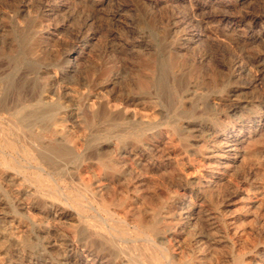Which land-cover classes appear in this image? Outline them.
<instances>
[{"label": "rangeland", "instance_id": "obj_1", "mask_svg": "<svg viewBox=\"0 0 264 264\" xmlns=\"http://www.w3.org/2000/svg\"><path fill=\"white\" fill-rule=\"evenodd\" d=\"M37 103L74 159L0 154V264H264V0H0V130Z\"/></svg>", "mask_w": 264, "mask_h": 264}, {"label": "bare ground", "instance_id": "obj_2", "mask_svg": "<svg viewBox=\"0 0 264 264\" xmlns=\"http://www.w3.org/2000/svg\"><path fill=\"white\" fill-rule=\"evenodd\" d=\"M11 61V60H10ZM155 62V61H154ZM153 63V62H152ZM161 63V62H160ZM160 66H161V64H159ZM179 65V64H178ZM157 67V66H156ZM159 67V66H158ZM160 68V67H159ZM158 68V69H159ZM177 68V67H176ZM155 72V71H154ZM134 73V72H133ZM151 73V72H150ZM177 73V72H176ZM149 74V73H148ZM148 74H146V75H148ZM168 76H169V74H168ZM177 78V77H176ZM151 80V79H150ZM137 81V80H136ZM161 81V80H160ZM160 81H159V79H153L152 80V82H151V86H156L157 84H159L160 83ZM163 83V82H162ZM165 85L164 86H166L167 84L166 83H164ZM163 86V85H162ZM163 86V87H164ZM179 86H180V84H179ZM153 87H150V89L151 88H153ZM157 88V87H156ZM161 88V87H160ZM167 89V88H166ZM166 89H165V94H166ZM163 90V89H162ZM188 90V89H187ZM158 91V90H157ZM156 91V92H157ZM189 91V90H188ZM191 91H193V90H191ZM148 93V92H147ZM152 93V92H151ZM163 93V92H162ZM141 94V93H140ZM144 94H145V92H144ZM167 94H168V91H167ZM186 94V93H185ZM150 95V94H149ZM158 95V94H157ZM165 96V95H164ZM134 97V96H133ZM136 97V96H135ZM149 98V97H148ZM157 98V97H156ZM165 98V97H164ZM187 98V97H186ZM166 99V98H165ZM194 99V98H193ZM10 100V99H9ZM136 100V99H135ZM140 100V99H139ZM157 100V99H156ZM163 100V99H162ZM168 100V99H167ZM178 100V99H177ZM176 100V101H177ZM34 101V100H33ZM164 102H165V100H163ZM175 101V100H174ZM179 101V100H178ZM194 101V100H193ZM138 102V101H137ZM155 102V101H154ZM181 102H182V100H181ZM43 103V102H42ZM170 103H171V100H170ZM169 103V104H170ZM175 103V102H174ZM49 104V103H48ZM180 104H182V103H180ZM158 105V104H157ZM175 105H176V103H175ZM178 105V104H177ZM162 106V105H161ZM164 106V105H163ZM162 106V107H163ZM172 106V105H171ZM47 107H49V106H47ZM102 107V106H101ZM177 108H178V106H176ZM54 108H55V105H54ZM169 108V107H168ZM171 108V107H170ZM172 108H174L173 106H172ZM52 109V108H51ZM50 109V110H51ZM56 109V108H55ZM102 109V108H101ZM57 110V109H56ZM97 111H99V110H97ZM163 111V110H162ZM182 111V110H181ZM185 111V110H184ZM58 112V111H57ZM95 112V111H94ZM168 112V111H167ZM166 112V113H167ZM173 112V111H172ZM53 113V112H52ZM55 113V112H54ZM53 113V114H54ZM170 113V112H169ZM177 113V112H176ZM188 113V112H187ZM56 114V113H55ZM99 114V113H98ZM101 114V113H100ZM109 114V113H108ZM112 114V113H111ZM116 114V113H115ZM117 114H119V113H117ZM179 114V113H178ZM177 114V115H178ZM102 115V114H101ZM104 115V114H103ZM161 115H163V114H161ZM166 115V114H165ZM168 115V114H167ZM170 115V114H169ZM15 116H16V121L14 122V125L11 127V128H9L8 130H0V154L2 155V158H3V161H4V163L7 165V166H10V165H12V166H14V163H11V161L9 162V161H7L6 159H5V153L7 152V150L9 151V155L12 157V155H23L24 157H26V158H31V159H34L36 162L37 161H39L40 163H42V164H45V165H48V166H50L51 168L52 167H56V165L57 164H59V163H61L62 161L64 162V161H67V160H72V159H74V153H73V150H72V148L70 147V146H68V145H66L65 144V140H64V138H63V135H62V130L60 129V130H54V131H52V130H50L49 129V127H48V122L50 121V117H51V115H50V113H49V110H48V112L46 111V109L45 108H43L42 107V104L41 103H37V104H35V105H33L32 107H31V109H29V110H18V111H16L15 112ZM53 116V115H52ZM57 116V115H56ZM97 116H99V115H97ZM115 116V115H114ZM181 117V116H180ZM179 117V118H180ZM104 118V117H103ZM117 118V117H116ZM1 119V118H0ZM2 119H5V118H2ZM87 119V118H86ZM100 119H101V117H100ZM108 119H109V116H108ZM107 119V120H108ZM123 119V117L121 118V120ZM139 119V118H138ZM8 120V119H7ZM88 120V119H87ZM92 120V119H91ZM118 120V119H117ZM133 120V119H132ZM140 120V119H139ZM161 120V119H160ZM1 121V120H0ZM54 121H55V119H54ZM93 121V120H92ZM126 121V120H125ZM51 122V121H50ZM100 122V121H99ZM103 122V121H102ZM102 122L100 123V124H102ZM111 122V121H110ZM124 122V121H123ZM145 122H146V120H145ZM167 122V121H166ZM173 122V121H172ZM56 123V122H55ZM108 124H110L109 122H107ZM119 123H120V121H119ZM192 123V122H191ZM190 123V124H191ZM197 123H199V122H197ZM3 124H5V123H3ZM36 124H38L39 125V129L38 130H34V126L36 125ZM93 124V123H92ZM115 124V122L113 123V124H111V125H114ZM149 124V123H148ZM164 124V123H163ZM163 124H162V126H163ZM6 125H8V124H6ZM105 125V124H104ZM103 125V126H104ZM204 125V124H203ZM94 126V125H93ZM96 126V125H95ZM107 126H109V125H107ZM132 126H134V125H132ZM171 126V125H170ZM195 126V125H194ZM205 126V125H204ZM72 127V126H71ZM123 127V126H122ZM143 127V126H142ZM206 127V126H205ZM58 128H60V127H58ZM93 128V127H92ZM98 128V127H97ZM102 128H104V127H102ZM141 128V127H140ZM153 128V127H152ZM156 128V127H155ZM187 128V127H186ZM193 128V127H192ZM6 129V128H5ZM94 129V128H93ZM131 129H132V127H131ZM133 129H136V127L135 128H133ZM157 129H158V127H157ZM172 129V128H171ZM196 129H198L199 130V128H196ZM90 130V129H89ZM106 130H109V129H107L106 128ZM130 130V129H129ZM138 130V129H137ZM162 130V129H161ZM160 130V131H161ZM168 130V129H167ZM198 130H196V131H198ZM94 131V130H93ZM111 131H113V130H111ZM147 131V130H146ZM158 131V130H157ZM170 131V130H169ZM217 131V130H216ZM96 132H97V130H96ZM98 132H99V128H98ZM101 132V131H100ZM168 132V131H167ZM172 132V131H171ZM184 132V131H183ZM187 132H188V129H187ZM186 132V133H187ZM8 133V134H7ZM120 133H122V132H120ZM158 133V132H157ZM161 133V132H160ZM116 134V133H115ZM114 134V135H115ZM118 134V133H117ZM125 134V133H124ZM138 134V133H137ZM147 134V133H146ZM153 134V133H152ZM155 134V133H154ZM169 134H172V133H169ZM10 135V136H9ZM89 135V134H88ZM87 135V136H88ZM113 135V136H114ZM121 135H123V134H121ZM145 135V134H144ZM220 135V134H219ZM225 135V134H224ZM90 136V135H89ZM158 136V135H157ZM172 136H174V135H172ZM217 136V135H216ZM111 137V136H110ZM132 137V136H131ZM174 137H176V136H174ZM179 137V136H178ZM184 137V136H183ZM121 138V137H120ZM141 138V137H140ZM150 138H152V137H150ZM185 138V137H184ZM94 139H96V135H94V137H93V139H92V141H94ZM114 139V138H113ZM126 140V139H125ZM152 140V139H151ZM177 140V139H176ZM180 140H182L181 138H180ZM134 141V140H133ZM216 141V140H215ZM84 142V141H83ZM87 142V141H86ZM122 142H124V141H122ZM121 142V143H122ZM138 142V141H137ZM184 142V141H183ZM141 143V142H140ZM180 143V142H179ZM186 143H188V142H186ZM99 144H102V143H99ZM145 144V143H144ZM182 144V143H181ZM217 144V143H216ZM230 144V143H229ZM84 145V144H83ZM90 145V144H89ZM142 145V144H141ZM147 145V144H146ZM215 145V144H214ZM218 145V144H217ZM99 146V145H98ZM150 146V145H149ZM183 145H181V147H182ZM192 146V145H191ZM209 146V145H208ZM211 146V145H210ZM216 146V145H215ZM97 147V146H96ZM147 147V146H146ZM186 147H188L187 145H186ZM212 147V146H211ZM232 147V146H231ZM86 148H87V146H86ZM94 148V147H93ZM149 148V147H148ZM184 147H182V149H183ZM191 148V147H190ZM189 148V149H190ZM234 148V147H233ZM128 149V148H127ZM158 149V148H157ZM186 149V148H185ZM209 149V148H208ZM214 150V148H211V150ZM109 150V149H108ZM192 150V149H191ZM83 151V150H82ZM145 151V150H144ZM223 151V150H222ZM250 151V150H249ZM252 151V150H251ZM141 152H142V150H141ZM198 152V151H197ZM253 152V151H252ZM92 153V152H91ZM108 153V152H107ZM186 153V152H185ZM193 153V152H192ZM211 153V155L210 156H214V152H210ZM231 153V152H230ZM230 153H228V154H230ZM250 153V152H249ZM78 154V153H77ZM86 154V153H85ZM84 154V155H85ZM89 154V153H88ZM87 154V155H88ZM194 154V153H193ZM220 154V153H219ZM226 154V153H225ZM232 154V153H231ZM230 154V155H231ZM234 154V153H233ZM94 155V154H93ZM123 155V154H122ZM156 155V154H155ZM204 155V154H203ZM222 155V154H221ZM255 155V154H254ZM7 156V155H6ZM206 156H208V154L206 155ZM233 156H235V155H233ZM1 157V156H0ZM8 157V156H7ZM81 157H82V155H81ZM80 156H79V158H81ZM79 158H77V159H79ZM83 158V157H82ZM85 158H86V156H85ZM120 158V157H119ZM157 158V157H156ZM211 158H213V157H211ZM211 158H209L210 160H211ZM242 158V157H241ZM19 159H20V157H19ZM198 159H200V157L198 158ZM205 159V158H204ZM24 160V159H23ZM22 160V161H23ZM79 160H81V159H79ZM78 160V161H79ZM83 160V159H82ZM119 160V159H118ZM157 160V159H156ZM215 160V159H214ZM217 160V159H216ZM0 161H1V159H0ZM15 161V160H14ZM21 161V160H20ZM31 161H33V160H31ZM69 161H68V163H69ZM202 161V160H201ZM238 161H240V160H238ZM2 162V161H1ZM9 162V163H8ZM13 162V161H12ZM38 162V163H39ZM114 162V161H113ZM215 162V161H214ZM16 163V162H15ZM20 163V162H19ZM31 163V162H30ZM34 163V162H33ZM81 163V162H80ZM207 163V162H206ZM226 163V162H225ZM1 164V163H0ZM21 164V163H20ZM24 164V163H23ZM229 165H231L230 163H228ZM227 164V165H228ZM233 164V163H232ZM239 164V163H238ZM16 165H18V162H17V164ZM27 165V164H26ZM30 165V164H29ZM36 165H38V164H36ZM214 165V164H213ZM60 166V165H59ZM77 166H78V164H77ZM76 166V167H77ZM100 166L101 167H109V168H113V165L110 163V161L108 162V161H104V160H101L100 161ZM218 166V165H217ZM226 166V165H225ZM238 166V165H237ZM20 167V166H19ZM27 167V166H26ZM25 167V168H26ZM32 167V166H31ZM154 167V166H153ZM29 168V167H28ZM46 168V167H45ZM45 168H43L44 170H45ZM59 168V167H58ZM65 168V167H64ZM222 168V167H221ZM231 168V167H230ZM2 169V168H1ZM8 169H10V168H8ZM13 169V168H12ZM11 169V170H12ZM35 169V168H34ZM56 169V168H55ZM55 169H54V171H55ZM70 169H72V168H70ZM105 169V168H104ZM107 169V168H106ZM167 169V168H166ZM40 170H41V168H40ZM39 170V171H40ZM57 170V169H56ZM69 170V169H68ZM67 170V171H68ZM162 170V169H161ZM15 171V170H14ZM17 171V170H16ZM227 171V170H226ZM11 172H13V171H11ZM19 172V171H18ZM17 172V173H18ZM21 172V171H20ZM40 172H43V170L42 171H40ZM52 172V171H51ZM75 172V171H74ZM74 172H73V174H74ZM230 172V171H229ZM15 173V172H14ZM23 173V172H22ZM38 173V172H37ZM49 173H50V170H49ZM53 173H55V172H53ZM62 173V172H61ZM67 173V172H66ZM68 173H71V172H68ZM20 174V173H19ZM24 174H26V173H24ZM165 174V173H164ZM8 175V174H7ZM16 175V174H15ZM21 175V174H20ZM19 175V176H20ZM36 175V174H35ZM35 175H33V176H35ZM41 175V174H40ZM67 175V174H66ZM72 175V174H71ZM22 176V175H21ZM32 176V177H33ZM37 176V175H36ZM35 176V177H36ZM115 176H117V175H115ZM10 177H11V175H10ZM18 177V176H17ZM24 177V176H23ZM28 177V176H27ZM71 177H73V176H71ZM2 178V177H1ZM30 178V177H29ZM39 178V177H38ZM42 178V177H41ZM40 178V179H41ZM10 179V178H9ZM25 179V178H24ZM71 179V178H70ZM44 180V179H43ZM42 180V181H43ZM61 180V179H60ZM65 180V179H64ZM68 180V179H67ZM74 180V179H73ZM5 181V180H4ZM18 181V180H17ZM27 181V180H26ZM63 181V180H62ZM41 182V181H40ZM65 182H67L66 180H65ZM2 183V182H1ZM18 183V182H17ZM26 183V182H25ZM27 183H28V181H27ZM42 183V182H41ZM43 184H45L44 183V181H43ZM207 184V183H206ZM27 185V184H26ZM68 185V184H67ZM211 185V184H210ZM30 186V185H29ZM36 186V185H35ZM34 186V187H35ZM70 186V185H69ZM72 186V185H71ZM184 186V185H183ZM186 186V185H185ZM205 186V185H204ZM187 187V186H186ZM206 187V186H205ZM20 188V187H19ZM211 188V187H210ZM34 189V188H33ZM38 190V189H37ZM36 191V190H35ZM70 191H72L71 189H70ZM74 191V190H73ZM87 191H88V189H87ZM1 192V191H0ZM67 192V191H66ZM89 192V191H88ZM31 193V192H30ZM41 193V192H40ZM69 193V192H68ZM70 193H72L73 194V192H70ZM76 193H77V190H76ZM35 194H37V193H35ZM65 194V193H64ZM203 194V193H202ZM39 195V194H38ZM82 195V194H81ZM1 196V195H0ZM64 196V195H63ZM44 197V196H43ZM80 197V199L82 198L81 196H79ZM88 197V196H87ZM1 198V197H0ZM41 198V197H40ZM72 198V197H71ZM71 198H70V200H71ZM91 198H94V197H91ZM42 199V198H41ZM47 199H49V198H47ZM75 199V198H74ZM78 200H80L79 198H77ZM84 199V198H83ZM83 199H81V200H83ZM46 200V199H45ZM50 201H51V199H49ZM53 200V199H52ZM76 200V199H75ZM85 200V199H84ZM87 200H88V198H87ZM2 201V200H1ZM99 202V201H98ZM168 202V201H167ZM207 202V201H206ZM54 203V202H53ZM68 203V202H67ZM74 203H76V202H74ZM87 203V202H86ZM114 203H116V202H114ZM123 203V202H122ZM55 204V203H54ZM77 204V203H76ZM83 204V203H82ZM85 204V203H84ZM106 204V203H105ZM104 204V205H105ZM140 204V203H139ZM168 204V203H167ZM80 205V204H79ZM87 205V204H86ZM89 205V204H88ZM162 205V204H161ZM3 206V205H2ZM9 206V205H8ZM24 206H25V204H24ZM27 206V205H26ZM59 206H60V204H59ZM75 206V205H74ZM82 206V205H81ZM106 206H107V204H106ZM130 206V205H129ZM72 207V206H71ZM77 207V206H76ZM85 207V206H84ZM87 207V206H86ZM117 207H119V206H117ZM121 207V206H120ZM164 207V206H163ZM163 207H162V209H163ZM83 208V207H82ZM89 208V207H88ZM100 208V207H99ZM109 208V207H108ZM3 209V208H2ZM74 209H76L75 207H74ZM79 209H81V208H79ZM85 209V208H84ZM111 209V208H110ZM109 209V210H110ZM161 209V208H160ZM165 209V208H164ZM28 210V209H27ZM72 210V209H71ZM86 210H87V208H86ZM117 210V209H116ZM181 210V209H180ZM184 210V209H183ZM62 211V210H61ZM60 211V212H61ZM70 211V210H69ZM83 211V210H82ZM90 211V210H89ZM5 212V211H4ZM7 212V211H6ZM13 212V211H12ZM51 212V211H50ZM57 212V211H56ZM66 212V211H65ZM74 213H75V211H73ZM84 212V211H83ZM108 212H110V211H107V213ZM211 212V211H210ZM15 213V212H14ZM69 213H71V212H69ZM84 213H86V212H84ZM105 213V212H104ZM162 213V212H161ZM191 213V212H190ZM197 213V212H196ZM216 213V212H215ZM214 213V214H215ZM73 214V213H72ZM78 214V213H77ZM76 214V215H77ZM154 214V213H153ZM209 214V213H208ZM62 215H63V213H62ZM166 215V214H165ZM184 215V214H183ZM186 215V214H185ZM16 215H14V217H15ZM60 216V215H59ZM74 216V215H73ZM179 216V215H178ZM204 216V215H203ZM3 217V216H2ZM8 217V216H7ZM17 217V216H16ZM58 217V216H57ZM67 217V216H66ZM81 217H82V215H81ZM153 217V220H152V223H149V224H143V223H141L140 221L138 222V226H139V228H142V229H144L145 231H147L149 234H151V235H153V236H155V238L159 235V232H158V228H157V225H156V218L155 217H158V216H152ZM188 217V216H187ZM196 217V216H195ZM90 218H92V216L90 217ZM94 218V217H93ZM104 218V217H103ZM146 218V217H145ZM71 219V218H70ZM87 219V218H86ZM95 219V218H94ZM98 219V218H97ZM173 219V218H172ZM190 219V218H189ZM204 219H206V218H204ZM210 219V218H209ZM9 220V219H8ZM11 220V219H10ZM64 220V219H63ZM67 220V219H66ZM91 220V219H90ZM100 220V219H99ZM110 220H111V218H110ZM115 220V219H114ZM155 220V221H154ZM101 222L103 221V220H100ZM107 221V220H106ZM118 221V220H117ZM161 221V220H160ZM174 221V220H173ZM211 221V220H210ZM80 222H82V221H80ZM104 222V221H103ZM123 222V221H122ZM168 222V221H167ZM88 223V222H87ZM98 223V222H97ZM106 223V222H105ZM117 223V222H116ZM118 223H120V222H118ZM192 223V222H191ZM213 223V222H212ZM79 224V223H78ZM84 224V223H83ZM90 224H91V222H90ZM93 224V223H92ZM113 224V223H112ZM182 224V223H181ZM40 225V224H39ZM42 226V225H41ZM84 226V225H83ZM92 226V225H91ZM102 226V225H101ZM105 226V225H104ZM131 226V225H130ZM132 226H133V224H132ZM136 226V225H135ZM177 226V225H176ZM188 226V225H187ZM124 227V226H123ZM182 227V226H181ZM183 227H184V224H183ZM22 228V227H21ZM76 228V227H75ZM78 228V227H77ZM82 228V227H81ZM91 228V227H90ZM99 228V227H98ZM165 228V227H164ZM179 228V227H178ZM26 229V228H25ZM85 229H86V227H85ZM92 229H94V228H92ZM101 229H104V227L103 228H101ZM128 229V228H127ZM135 230H136V228H134ZM133 229V230H134ZM167 229H169V227L167 228ZM183 229V228H182ZM75 230V229H74ZM81 230V229H80ZM97 230V229H96ZM141 230V229H140ZM174 230V229H173ZM11 231V230H10ZM15 231V230H14ZM43 231V230H42ZM144 231V232H145ZM161 231V230H160ZM21 232V231H20ZM87 232V231H86ZM85 232V233H86ZM100 232H101V230H100ZM164 232V231H163ZM168 232H169V230H168ZM176 232H178V231H176ZM128 233V232H127ZM136 233H137V231H136ZM135 233V234H136ZM140 233V232H139ZM162 233V232H161ZM172 233V232H171ZM179 233H180V231H179ZM236 233H237V231H236ZM12 234V233H11ZM95 234V233H94ZM120 234V233H119ZM129 234H130V232H129ZM133 234V233H132ZM177 234V233H176ZM216 234V233H215ZM240 234V233H239ZM39 235H40V233H39ZM86 235H87V233H86ZM124 235V234H123ZM131 235V234H130ZM162 235V234H161ZM164 235H166V234H164ZM168 235V234H167ZM195 235H197L198 236V233L196 234L195 233ZM200 235V234H199ZM238 235V234H237ZM132 236V235H131ZM143 236V235H142ZM163 236V235H162ZM102 237V236H101ZM121 237V236H120ZM120 237H119V240H120ZM126 237H128V236H126ZM173 237H174V235H173ZM176 237V236H175ZM184 237V236H183ZM201 237V236H200ZM95 238V237H94ZM118 238V237H117ZM125 238V237H124ZM129 238V237H128ZM141 238V237H140ZM159 238V237H158ZM157 238V239H158ZM166 238H169V237H166ZM193 238V237H192ZM191 238V239H192ZM104 239V238H103ZM121 239H123V238H121ZM147 239V238H146ZM162 239V238H161ZM198 239V238H197ZM197 239H196V241H197ZM216 239V238H215ZM105 240V239H104ZM107 240V239H106ZM112 240H113V238H112ZM111 240V241H112ZM124 240H126V238L124 239ZM123 240V241H124ZM130 240V239H129ZM160 240V239H159ZM170 240V239H169ZM199 240V239H198ZM69 241V240H68ZM98 241V240H97ZM111 241H107V243L106 244H109V248L110 247H112L113 246V243L111 242ZM132 241V240H131ZM145 241V240H144ZM146 241H148V240H146ZM163 241H165V240H163ZM170 241H172V240H170ZM177 241V240H176ZM179 241H182V240H179ZM149 242V241H148ZM90 243V242H89ZM124 244H125V242H123ZM151 243V242H150ZM179 243V242H178ZM188 243V242H187ZM134 244V243H133ZM132 244V245H133ZM139 244V243H138ZM143 244V243H142ZM166 244V243H165ZM186 244V243H185ZM201 244H202V242H201ZM218 244V243H217ZM88 245V244H87ZM119 245V244H118ZM146 245V244H145ZM156 245V244H155ZM186 245H188V244H186ZM134 246H137L136 244L134 245ZM149 246V245H148ZM177 246H179V245H177ZM181 246V245H180ZM216 246V245H215ZM26 247V246H25ZM29 247V246H28ZM129 247H130V245H129ZM132 247V246H131ZM200 247H201V245H200ZM98 248V247H97ZM127 248V247H126ZM167 248V247H166ZM178 248V247H177ZM197 248V247H196ZM113 249V248H112ZM116 249V248H115ZM115 249H113V250H115ZM120 249V248H119ZM172 249V248H171ZM180 249V248H179ZM25 250V249H24ZM135 250V249H134ZM133 249H132V251H134ZM138 250V249H137ZM175 250V249H174ZM176 250H178V249H176ZM199 250H200V248H199ZM203 250V249H202ZM4 251V250H3ZM107 251V250H106ZM129 251V250H128ZM136 251V250H135ZM153 251V250H152ZM125 252V251H124ZM154 252V251H153ZM177 252V251H176ZM179 252V251H178ZM111 253V252H110ZM109 253V254H110ZM139 253V252H138ZM149 253V252H148ZM169 253H171V252H169ZM126 254H127V252H126ZM166 254V253H165ZM102 255V254H101ZM111 255H112V253H111ZM123 255V254H122ZM121 255V256H122ZM129 255V254H128ZM131 255H132V253H131ZM150 255V254H149ZM172 255V254H171ZM180 255V254H179ZM95 256V255H94ZM118 256V255H117ZM125 256V255H124ZM133 256V255H132ZM147 256V255H146ZM151 256V255H150ZM157 256V255H156ZM174 256V255H173ZM176 256V255H175ZM114 257H115V255H114ZM138 257V256H137ZM164 257V256H163ZM95 258H97V257H95ZM94 258V259H95ZM102 258H104V257H102ZM106 258V257H105ZM108 258V257H107ZM125 258V257H124ZM130 258V257H129ZM119 259H121V258H119ZM157 259H158V257H157ZM157 259H156V257H155V261H157ZM187 259V258H186ZM185 259V260H186ZM97 260V259H96ZM130 260H131V258H130ZM130 260H128V261H130ZM145 260H147V259H145ZM181 261H182V259H180ZM184 260V261H185ZM190 260V259H189ZM241 260V259H240ZM131 261H133V260H131ZM159 262H160V260H158ZM194 261V260H193ZM239 261V260H238ZM242 261V260H241ZM136 262V261H135ZM144 262V261H143ZM158 262V263H159ZM162 262V261H161ZM216 262V261H215ZM236 262V261H235ZM123 263V262H122ZM149 263V262H148ZM157 263V262H156ZM5 264V263H4ZM130 264H132L131 262H130ZM183 264V263H182ZM217 264V263H216ZM241 264V263H240Z\"/></svg>", "mask_w": 264, "mask_h": 264}]
</instances>
